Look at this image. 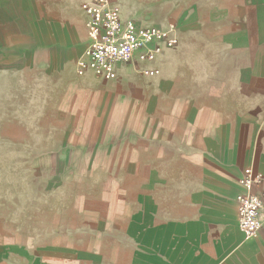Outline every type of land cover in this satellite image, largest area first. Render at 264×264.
I'll use <instances>...</instances> for the list:
<instances>
[{
	"label": "crops",
	"instance_id": "crops-1",
	"mask_svg": "<svg viewBox=\"0 0 264 264\" xmlns=\"http://www.w3.org/2000/svg\"><path fill=\"white\" fill-rule=\"evenodd\" d=\"M84 1L0 0V264H264V0H111L178 40L113 79Z\"/></svg>",
	"mask_w": 264,
	"mask_h": 264
},
{
	"label": "built area",
	"instance_id": "built-area-1",
	"mask_svg": "<svg viewBox=\"0 0 264 264\" xmlns=\"http://www.w3.org/2000/svg\"><path fill=\"white\" fill-rule=\"evenodd\" d=\"M88 15L89 44L86 59L79 64V72L91 69L105 79L116 77L120 63L137 66L140 61H153L164 47H174L178 40L169 29L154 25H140L134 20L123 21L121 9L111 0H88L82 4ZM146 74L155 69L143 70ZM245 191L238 197V224L244 236H256L264 227V173L252 166L246 167L240 179ZM258 187L259 191H253Z\"/></svg>",
	"mask_w": 264,
	"mask_h": 264
},
{
	"label": "rangeland",
	"instance_id": "rangeland-1",
	"mask_svg": "<svg viewBox=\"0 0 264 264\" xmlns=\"http://www.w3.org/2000/svg\"><path fill=\"white\" fill-rule=\"evenodd\" d=\"M172 25H173V24H172ZM172 25H171V26H172ZM174 25H175V24H174ZM175 27H176V26H175ZM175 27H174V29H175ZM29 118H30L31 120H34V119H35V115L31 114Z\"/></svg>",
	"mask_w": 264,
	"mask_h": 264
}]
</instances>
